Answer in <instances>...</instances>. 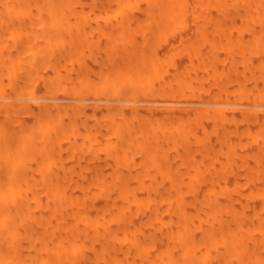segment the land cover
Returning a JSON list of instances; mask_svg holds the SVG:
<instances>
[{"label": "bare ground", "instance_id": "bare-ground-1", "mask_svg": "<svg viewBox=\"0 0 264 264\" xmlns=\"http://www.w3.org/2000/svg\"><path fill=\"white\" fill-rule=\"evenodd\" d=\"M58 4L68 5L62 13L73 10L72 5H123L115 16L143 10L142 14L172 24L156 32L139 27L112 39L120 42L136 36L147 41L137 55L131 49L109 53L114 62L125 57L133 62L127 69L107 67L98 73L100 80L90 76L74 83L59 81L79 70L85 51L67 57L70 66L51 65L52 61L41 66L55 72L52 79H32L34 59L51 60L55 53L64 57L32 31L24 34L32 43L22 48L11 68L0 62L8 69L0 80V98L20 100L10 107L0 101V140L5 138L0 141V264H264V191L251 189L264 179L254 149L264 144V112L252 131L238 127L244 117L235 108L229 113L224 107L132 105L144 100L264 105V89L251 88L256 81L242 84L245 71L228 88L209 84L206 72L220 60L224 66L212 67V79L222 80L228 70L238 68L232 45L206 39L179 46L180 54L188 52L193 60L208 62L196 71L177 69L174 78L166 80L177 57H162L160 45L154 43V39L164 42L166 33L183 34L185 29H174L188 21L195 24L191 30L204 36L243 29L222 26L224 20L264 24V0H0L2 7L42 5L40 12L48 10L44 5ZM27 10L7 9L4 16L28 18L34 9ZM7 37L1 43L4 48H10V30ZM108 52L113 51L102 57ZM253 61L241 66L253 71ZM143 65L147 70L142 72ZM24 66L31 71L18 73ZM92 70L84 68L87 74ZM69 96L77 103H60ZM49 98L54 101L46 102ZM87 101L94 103H83ZM159 109L162 115L154 116ZM218 116L219 125L203 124ZM172 117L177 121L168 122ZM216 131L223 134L212 141ZM232 134L239 139L233 140ZM65 148L71 155L56 157ZM200 148L213 151L211 160ZM96 154L110 155L114 165L100 168L90 160L80 175L60 170L61 165ZM137 156L148 162L130 170L129 163ZM179 158L182 162L177 163ZM182 168L189 170L178 173ZM244 168L250 172H240ZM90 170L100 174L89 179ZM110 170L115 177H108ZM143 171L152 175L142 180ZM226 174L245 181L221 182ZM161 183H169L170 189H151Z\"/></svg>", "mask_w": 264, "mask_h": 264}, {"label": "rangeland", "instance_id": "rangeland-1", "mask_svg": "<svg viewBox=\"0 0 264 264\" xmlns=\"http://www.w3.org/2000/svg\"><path fill=\"white\" fill-rule=\"evenodd\" d=\"M46 6L48 9L45 12H40V8L42 5H10V7H2L0 6V62L3 61L6 64L13 65L20 56V52H22V48L28 44H31V40L27 39L24 34L27 32H35V34L42 36L48 42V48L55 52H62L64 57H59L58 53H55V56L51 60H47L45 58H36L34 59L37 68L35 70L36 75L32 79H52L55 76V72L51 68H41V66L48 64V61H52L51 65H67L70 66L69 61H67V57L73 56L78 51H85L86 54L81 57V66L78 71L71 72V76L63 77L59 81L64 82H78L82 78L92 77L94 80H100L99 72L104 71L107 67L113 65L117 68L124 67L127 69L128 65H130L133 61L131 57H125L122 62H114L113 57L109 55L111 53L113 56L115 53L120 50L131 49L135 52V55L140 52L144 43L147 41L145 37H136L129 36L123 39L120 42H113L112 39L119 38L122 36L124 32L134 30L136 28L141 27L140 29H152L154 32L159 31L161 28L165 26H170V21H161L155 18H151L150 15L142 14L143 10H136L131 12L130 14L115 16L114 14L118 11L119 8H124L123 5H110V4H84V5H72L71 11L62 13V9L67 7L66 4H58L52 6ZM10 11H22L28 12V8L34 9L33 13L28 18H19L12 15L10 17H5V10ZM31 13V12H30ZM112 16L111 18H108ZM192 21H188L184 26L174 29L175 31H183V34H174V33H166L165 41H159L158 39H154V43L160 45L162 57H169L170 55H175L177 57L176 66L172 67L171 73H168L164 76V79L174 78L177 69L181 70H199L203 63H207L208 59H200L199 61L193 60L191 55L186 53L180 54L179 46H189L192 44H200L201 41L210 40L215 41L217 43H228L232 45L235 49L233 53V57L238 61L236 65L238 68L233 70H228L226 75L222 80L212 79V75L214 72V68H221L224 66L223 60H220L218 63L209 67L206 75L210 78V85L222 86L225 88L230 87L231 83L236 80L241 73L245 71L246 78L243 80L242 84L247 86L250 83L256 81L255 88L251 86L252 89H264V24L259 21L256 22H245L243 20H235V21H222V26H232V27H243L242 30H234L232 32H226L221 34H215L213 32H209L207 35H200L198 32L194 31L192 28L195 27V24L192 25ZM202 22H200L201 24ZM177 27V26H176ZM166 28V27H165ZM10 30V48L2 47V41L7 40V34ZM13 31H18L16 34L12 33ZM182 35V36H181ZM107 50L113 51L108 52L107 56H104V52ZM147 57H143L146 60ZM249 59L254 60V68L253 71L250 69H244L241 65L248 61ZM33 61V58H30ZM195 61L197 64L193 66H189V64ZM77 65L78 63H74ZM90 66L92 67V73L87 74L84 71V68ZM179 67V68H178ZM214 67V68H212ZM211 68V69H210ZM32 67L24 66L23 68L18 69V73L31 71ZM147 70L145 65L142 66V72ZM205 70V71H206ZM8 74V69L6 67H0V80H2ZM212 79V80H211ZM209 81V79H207ZM248 81V83H246ZM201 86V85H199ZM6 101L10 104L14 102H19L20 100L14 97H6L5 99L0 98V101ZM54 99H47L46 102H53ZM60 103L64 104H74L77 103L76 99L73 97H65L63 100H60ZM86 104H93L94 101L83 102ZM132 104V103H131ZM132 105L138 107H166V106H176L178 108H198L200 106L206 107L208 109L215 107H224L229 111L232 108L237 109V115L243 116V120H241L238 124L240 129H245L250 127L253 131L257 128L258 122H262L264 105L255 106L252 103H245L243 105L233 106L230 103L217 104L215 102H206L201 103L199 101L195 102H180L176 104H171L168 102H152V101H137ZM153 111L154 116H161L163 110ZM255 112H257L258 116H255ZM229 113H232L231 111ZM1 116V115H0ZM153 116V117H154ZM64 119V118H63ZM61 119V120H63ZM177 121V117H172L168 122ZM221 123V117H216L215 119H205L203 124L206 126L219 125ZM84 129H81L79 132H83ZM223 134V131H216L212 133L211 140H216L217 136ZM239 135L232 134L231 138L233 140H238ZM1 143H4L5 138H1ZM40 144H36L37 150H40ZM35 147H32L36 151ZM256 154L259 157V163L262 167L261 170L264 171V144H260L255 146ZM199 152L207 156V159H210V156L213 155V151H208L206 148H200ZM41 154H45L42 152ZM245 154V153H240ZM4 155V154H3ZM69 155H71V149L65 148L60 151L59 154H56V157L65 159ZM248 155V154H245ZM234 155L229 156L228 158L232 159ZM19 159H16L18 161ZM90 160L96 161L98 167H108L109 165H114V162L110 155L108 154H96L94 156H89L84 160L78 161L74 165H61V171L67 173L68 175H80L86 166L89 165ZM148 162L143 156H137L130 164V170L136 166H140V164ZM182 162V159H177V163ZM210 163L211 161H207ZM257 167L256 164L251 167L252 171ZM192 168V167H191ZM38 169H35L34 172H37ZM185 170L189 169H180L178 173H183ZM129 170H126L128 172ZM164 171H160V173H164ZM240 172H250V169L244 168ZM254 172V171H253ZM108 177L113 178L116 176L114 171H107ZM17 174L24 175L26 174L23 171H17ZM100 174L99 171L90 170L87 172V177L89 179L95 178ZM152 175L150 171H143L140 174V179L146 180ZM224 183H232L234 180H237L239 183H243L245 178L239 177L236 179L229 174L223 175ZM219 178H216V181H219ZM151 189L153 190H168L170 189L169 183H161L159 185H154ZM252 190H263L264 191V179L258 182H255L251 186Z\"/></svg>", "mask_w": 264, "mask_h": 264}]
</instances>
